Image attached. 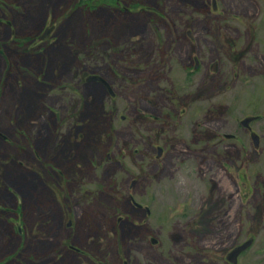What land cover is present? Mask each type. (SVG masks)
Segmentation results:
<instances>
[{
	"label": "rangeland",
	"instance_id": "obj_1",
	"mask_svg": "<svg viewBox=\"0 0 264 264\" xmlns=\"http://www.w3.org/2000/svg\"><path fill=\"white\" fill-rule=\"evenodd\" d=\"M259 111L264 0H0V264H261Z\"/></svg>",
	"mask_w": 264,
	"mask_h": 264
},
{
	"label": "flooded vegetation",
	"instance_id": "obj_2",
	"mask_svg": "<svg viewBox=\"0 0 264 264\" xmlns=\"http://www.w3.org/2000/svg\"><path fill=\"white\" fill-rule=\"evenodd\" d=\"M199 60L197 57H193V68L198 69L199 68ZM235 96H233V99ZM236 100V99H235ZM157 119V117H153ZM253 123H258L262 126H264V112L259 111V112H252V113H247V114H242L241 116L236 118V129H243L245 132L248 134V139L247 140H242L239 135L235 132H226L223 134V137L226 140L229 141H234L240 145L242 148H249L253 149L256 151L258 154L257 156L259 157V163L260 166H262L263 173L260 174V185L259 189L261 188L262 193L260 194L261 196V206H262V212H264V129L261 128H253ZM259 125V126H260ZM198 138H195V141L197 142ZM156 152H155V159H160L163 155L164 149L163 146H161L158 142H153L151 144ZM226 160H230L227 157L225 158ZM239 177L243 182L249 181V178L247 177L245 171H241L239 173ZM252 237L253 241L255 239L254 234L248 233L246 236V239ZM253 241L248 245V247L245 249L247 250L250 248V246L253 244ZM233 245L224 255V260L226 263L230 264L227 257L229 254V251L234 247ZM262 251V263L264 264V247L261 249Z\"/></svg>",
	"mask_w": 264,
	"mask_h": 264
},
{
	"label": "water",
	"instance_id": "obj_3",
	"mask_svg": "<svg viewBox=\"0 0 264 264\" xmlns=\"http://www.w3.org/2000/svg\"><path fill=\"white\" fill-rule=\"evenodd\" d=\"M213 5H215V2L213 1ZM50 31V28H45L43 33L40 35L41 38L46 37L47 33ZM88 80L91 79H101V77L99 76H89L87 78ZM252 241V238L249 237L246 241H244L243 243L235 246L231 251H229L228 254V260L232 263H236V256L243 250L245 249Z\"/></svg>",
	"mask_w": 264,
	"mask_h": 264
}]
</instances>
